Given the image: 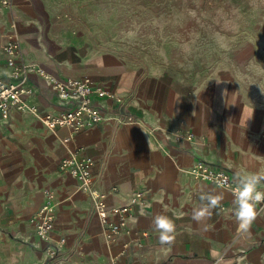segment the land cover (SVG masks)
<instances>
[{
	"label": "crops",
	"instance_id": "crops-1",
	"mask_svg": "<svg viewBox=\"0 0 264 264\" xmlns=\"http://www.w3.org/2000/svg\"><path fill=\"white\" fill-rule=\"evenodd\" d=\"M9 2L0 8V77L10 73L3 47L16 39L24 63L59 78L92 77L122 103L95 99L106 115L96 127L76 134L52 129L44 116L64 107L48 82L30 75L31 102L39 112L0 116V264H51L34 225L47 201L56 212L54 244L67 240L52 264H216V253L233 264H264V205L257 204L259 215L243 232L232 192L191 174L198 161L236 181L238 173L264 172V88L247 87L244 74L212 68L215 61H229L228 55L208 59L207 50L198 57L188 39L139 36L145 27L165 30L134 24L154 11L149 0ZM188 132L195 140L186 138ZM79 148L94 162V188L108 206L129 205L135 191L146 192L147 208L135 209L114 240L101 223L96 198L60 170V162ZM258 187L264 190V183ZM216 193L223 194L220 206L197 224L191 214L205 203L201 194ZM156 214L175 223L170 247L160 245L152 224Z\"/></svg>",
	"mask_w": 264,
	"mask_h": 264
},
{
	"label": "built area",
	"instance_id": "built-area-1",
	"mask_svg": "<svg viewBox=\"0 0 264 264\" xmlns=\"http://www.w3.org/2000/svg\"><path fill=\"white\" fill-rule=\"evenodd\" d=\"M9 5V0H0V8H6ZM20 48V43L16 39H9L3 47L10 73L5 77H0L1 118H9L14 110L20 112L29 110L33 114L39 112L38 105L31 102L34 94L27 85L30 75L34 74L48 82L64 107L57 114L44 116L43 123L52 129L64 127L76 134L96 127L106 120V115L99 106L94 104L95 99L115 100L122 103V99L115 91L92 77L59 78L41 66L24 63L18 58ZM128 122L133 123V118L129 117ZM185 136L189 141L195 140L191 132ZM84 150V148L76 150L74 154L63 159L59 167L60 170L70 173L80 181L81 190L84 193L92 194L96 198V208L101 223L106 229L108 238L114 240L127 228V221L135 209L147 208L146 192L142 189L135 191L129 205L108 206L106 195L94 188V162L83 155ZM191 174L197 182L208 183L231 192L237 186V181L228 171L211 167L202 161L193 165ZM50 198L51 195H49ZM259 204L264 205V202ZM223 209L226 208L223 207ZM55 223H57L56 212L50 201H47L34 219V225L37 237L48 245L46 253L48 262L51 264L59 258L60 250L67 241L62 238L54 244Z\"/></svg>",
	"mask_w": 264,
	"mask_h": 264
},
{
	"label": "rangeland",
	"instance_id": "rangeland-1",
	"mask_svg": "<svg viewBox=\"0 0 264 264\" xmlns=\"http://www.w3.org/2000/svg\"><path fill=\"white\" fill-rule=\"evenodd\" d=\"M154 11L148 17L134 18V24L158 25L165 29L154 33L152 28L142 30L143 39L173 36L195 43L198 57L208 50L210 57L229 56L215 61L214 70L226 69L244 74L247 87L264 88V0H149ZM182 27V31H174ZM186 27V28H184ZM120 36L124 32L119 33ZM255 41L259 47H246ZM203 59V58H202ZM211 63L208 62V65ZM189 70L188 64L184 65ZM203 66V65H201Z\"/></svg>",
	"mask_w": 264,
	"mask_h": 264
},
{
	"label": "clouds",
	"instance_id": "clouds-1",
	"mask_svg": "<svg viewBox=\"0 0 264 264\" xmlns=\"http://www.w3.org/2000/svg\"><path fill=\"white\" fill-rule=\"evenodd\" d=\"M264 91V90H262ZM220 183V181H217ZM264 183V172L237 174V186L232 189L234 203V218L241 231L247 232L259 215L257 204L264 202V190L258 186ZM202 205L193 209L191 219L197 224L206 221L213 209L220 206L223 200L222 193L201 194ZM154 229L159 233L161 246H172L175 243L176 226L166 215L156 214L152 219ZM216 264H233L231 259H225L224 254L216 253Z\"/></svg>",
	"mask_w": 264,
	"mask_h": 264
}]
</instances>
